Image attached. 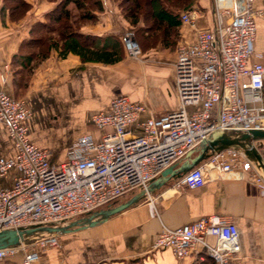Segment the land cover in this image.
Returning <instances> with one entry per match:
<instances>
[{
  "label": "built area",
  "instance_id": "obj_1",
  "mask_svg": "<svg viewBox=\"0 0 264 264\" xmlns=\"http://www.w3.org/2000/svg\"><path fill=\"white\" fill-rule=\"evenodd\" d=\"M254 2L212 0L215 26L198 30L194 40L179 41L174 109L156 116L143 102L119 94L109 108L91 115L92 123L105 129L102 137L90 132L79 135L60 163L52 162L49 150L30 139L31 108L25 98L5 89L9 73H0V125L16 146L14 156L0 158V175H11L10 183L0 184V229L82 216L130 190L148 188L162 170L215 131L264 128V63L251 60L259 14ZM202 14L192 5L181 17L194 26ZM122 40L130 55L142 54L133 30H125ZM211 170L218 175L253 172L264 187V178L235 148L212 153L178 183L203 186ZM59 245V235L43 236L21 247L1 248L0 259L24 249L22 264H35L41 251ZM155 247L169 248L178 257L200 251L214 264H232L241 242L237 224L224 214L212 213L177 227L164 226Z\"/></svg>",
  "mask_w": 264,
  "mask_h": 264
},
{
  "label": "crops",
  "instance_id": "obj_2",
  "mask_svg": "<svg viewBox=\"0 0 264 264\" xmlns=\"http://www.w3.org/2000/svg\"><path fill=\"white\" fill-rule=\"evenodd\" d=\"M29 1L32 6L26 15L15 20L7 12L3 14L4 0H0V73H9L4 84L9 93L27 100L31 108L27 118L30 139L47 148L54 163L67 158L70 145L79 135L90 132L97 139L102 137L105 129L97 128L91 115L109 108L112 98L119 94L143 102L156 116L174 109L178 103V43L181 39L194 40L198 30L215 26L212 0H198L194 5L203 14L196 25L183 23L175 43L160 41L147 47L142 44V54L135 57L122 40L123 32L133 25L116 0H103L104 8L98 11V18L79 28L91 36L83 39L91 50L86 53L88 57L61 46L53 47L28 73L22 62V43L29 37L32 24L45 19V13L55 6L54 1ZM254 7L259 14L251 60L264 63V0H255ZM15 71L25 78L19 79ZM260 150L264 155V139ZM15 154L13 138L0 125V158ZM180 178H171L102 222L60 234V245L41 251L35 264H214L204 252L178 257L169 248L155 247L164 226L177 227L212 213L224 214L238 226L241 250L232 264H264V187L254 179L253 172L218 175L211 170L200 187L180 185ZM10 181L11 175H0V184ZM140 190H130L128 195L100 208L117 205ZM24 254L25 250L19 249L1 258L0 264H22Z\"/></svg>",
  "mask_w": 264,
  "mask_h": 264
},
{
  "label": "trees",
  "instance_id": "obj_3",
  "mask_svg": "<svg viewBox=\"0 0 264 264\" xmlns=\"http://www.w3.org/2000/svg\"><path fill=\"white\" fill-rule=\"evenodd\" d=\"M48 1H54L55 6L45 13V19L32 24L29 37L22 43V62L28 73L50 54L53 47L61 46L88 57L86 53L90 54L91 50L85 46L83 39L91 36L81 33L79 28L83 23L95 21L98 11L104 8L103 0ZM116 1L124 17L133 25L128 29L135 32L140 45L147 47L160 41L175 43L183 24L182 11L198 0ZM31 6L29 0H4L3 14L7 12L12 19L18 20L26 15ZM15 73L19 79L25 78L24 74Z\"/></svg>",
  "mask_w": 264,
  "mask_h": 264
},
{
  "label": "water",
  "instance_id": "obj_4",
  "mask_svg": "<svg viewBox=\"0 0 264 264\" xmlns=\"http://www.w3.org/2000/svg\"><path fill=\"white\" fill-rule=\"evenodd\" d=\"M264 139V128H226L211 133L198 147L189 150L185 160L180 164L170 165L153 178L148 188H141L129 199L105 208L75 218H67L50 222L31 223L17 227L0 229V249L7 247H21L24 244L34 243L43 236L60 235L77 231L87 226L104 221L111 215L131 206L148 192L165 184L171 178L181 177L185 172L214 152L226 148H235L248 158L258 173L264 178V155L260 150L261 140ZM198 150V154L192 156Z\"/></svg>",
  "mask_w": 264,
  "mask_h": 264
},
{
  "label": "rangeland",
  "instance_id": "obj_5",
  "mask_svg": "<svg viewBox=\"0 0 264 264\" xmlns=\"http://www.w3.org/2000/svg\"><path fill=\"white\" fill-rule=\"evenodd\" d=\"M129 193H130V192H128V193H125L123 196H126V195H128ZM105 205H107V204H105ZM105 205H104V206H105Z\"/></svg>",
  "mask_w": 264,
  "mask_h": 264
}]
</instances>
